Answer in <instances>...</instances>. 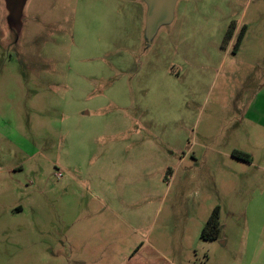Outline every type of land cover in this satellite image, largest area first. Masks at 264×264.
Here are the masks:
<instances>
[{
    "label": "rangeland",
    "instance_id": "1",
    "mask_svg": "<svg viewBox=\"0 0 264 264\" xmlns=\"http://www.w3.org/2000/svg\"><path fill=\"white\" fill-rule=\"evenodd\" d=\"M146 15L0 0V264H264V0Z\"/></svg>",
    "mask_w": 264,
    "mask_h": 264
},
{
    "label": "water",
    "instance_id": "2",
    "mask_svg": "<svg viewBox=\"0 0 264 264\" xmlns=\"http://www.w3.org/2000/svg\"><path fill=\"white\" fill-rule=\"evenodd\" d=\"M145 2L147 5L146 34L151 38L161 25L173 20L178 0H145Z\"/></svg>",
    "mask_w": 264,
    "mask_h": 264
},
{
    "label": "trees",
    "instance_id": "3",
    "mask_svg": "<svg viewBox=\"0 0 264 264\" xmlns=\"http://www.w3.org/2000/svg\"><path fill=\"white\" fill-rule=\"evenodd\" d=\"M234 29L235 26L234 23H232L225 34L224 43L225 41H229L230 39H232V37L234 36ZM244 35H245V28L242 29V31L237 37L235 50L238 49L239 45L241 44V41L243 40ZM233 156L243 160H248V161L251 160L250 155L243 151H236L233 153ZM219 229H220L219 213H218V209H216L208 219L207 223L205 224L202 230V237L205 239L215 238L217 236V232Z\"/></svg>",
    "mask_w": 264,
    "mask_h": 264
}]
</instances>
